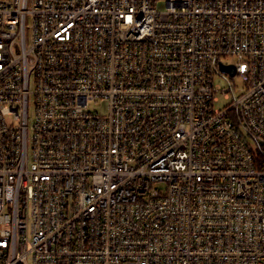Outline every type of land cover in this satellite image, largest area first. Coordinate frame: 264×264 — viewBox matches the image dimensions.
I'll return each mask as SVG.
<instances>
[{"label": "built area", "instance_id": "1", "mask_svg": "<svg viewBox=\"0 0 264 264\" xmlns=\"http://www.w3.org/2000/svg\"><path fill=\"white\" fill-rule=\"evenodd\" d=\"M0 264H264V0H0Z\"/></svg>", "mask_w": 264, "mask_h": 264}, {"label": "rangeland", "instance_id": "2", "mask_svg": "<svg viewBox=\"0 0 264 264\" xmlns=\"http://www.w3.org/2000/svg\"><path fill=\"white\" fill-rule=\"evenodd\" d=\"M157 8H158L159 10H163V9H164V5H163V4H159V5L157 6ZM222 61H223L224 63H227V64H235V63H236L234 57L223 58ZM215 83L218 84V85L221 86V87H225V86H226L225 81H224L223 79H221V78H217V79H215ZM234 83L236 84L237 88H238L239 90H241V88H242V83H241L240 79H235V80H234ZM236 91H237V90H236ZM33 102H34L33 98H30V99H29V116H30V117H32L33 114H34V105H33ZM225 104H226V101H225V100L223 99V97L220 95V96H219V102L215 105V108H219V109H221Z\"/></svg>", "mask_w": 264, "mask_h": 264}, {"label": "water", "instance_id": "3", "mask_svg": "<svg viewBox=\"0 0 264 264\" xmlns=\"http://www.w3.org/2000/svg\"><path fill=\"white\" fill-rule=\"evenodd\" d=\"M219 69L222 72L228 73L230 76L234 75V67H224L223 65L219 64Z\"/></svg>", "mask_w": 264, "mask_h": 264}, {"label": "trees", "instance_id": "4", "mask_svg": "<svg viewBox=\"0 0 264 264\" xmlns=\"http://www.w3.org/2000/svg\"><path fill=\"white\" fill-rule=\"evenodd\" d=\"M257 149H258V148L256 147V150H255L256 152H255L254 156H255V159H256V160H259V159H262L263 155L260 154L259 152H257Z\"/></svg>", "mask_w": 264, "mask_h": 264}]
</instances>
